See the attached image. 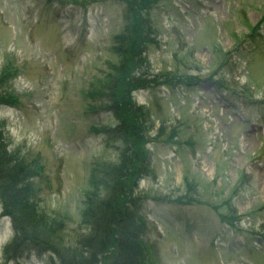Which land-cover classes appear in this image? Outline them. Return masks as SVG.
<instances>
[{
  "label": "rangeland",
  "instance_id": "1",
  "mask_svg": "<svg viewBox=\"0 0 264 264\" xmlns=\"http://www.w3.org/2000/svg\"><path fill=\"white\" fill-rule=\"evenodd\" d=\"M120 122L141 126L133 149L106 132ZM0 124L60 222L28 241L79 253L85 201L122 171L138 264H264V0H0ZM7 223L0 264H61L26 239L7 252Z\"/></svg>",
  "mask_w": 264,
  "mask_h": 264
},
{
  "label": "trees",
  "instance_id": "2",
  "mask_svg": "<svg viewBox=\"0 0 264 264\" xmlns=\"http://www.w3.org/2000/svg\"><path fill=\"white\" fill-rule=\"evenodd\" d=\"M123 61L119 70H121L123 82L118 88L119 95L126 96L129 88L130 71L129 64L132 60L131 56L127 53L121 55ZM143 60V58L141 59ZM132 74H130L131 76ZM130 128L124 123H118L114 128L107 129L108 134H117L121 140L122 145H128L130 149L135 147L137 144L136 137L141 132V126L137 124H131ZM135 132V134H134ZM3 139V132L0 128V195L3 200V206L7 214L11 215L14 219L15 229L18 234L19 240L26 239V245L32 243L39 245L34 240H29V237H37L34 234L33 229L36 230L38 227L50 225V233L55 232V224L60 223L59 221L53 220L52 216L47 215L40 211V207L36 206L34 202L36 195L34 193V178L37 176L38 170L36 165L26 158V156L18 155L20 152L16 150H9L7 144ZM10 153L6 156V151ZM16 159V160H9ZM21 158L20 160H18ZM24 162L26 166L24 167ZM103 171H106L104 169ZM95 173H98V177L90 176V186H94L96 182L102 183L101 171L96 167ZM26 174V175H25ZM132 174H126L122 171H117L116 180L112 185H105L102 191L107 193L105 199L97 198V193L94 196L93 201H85V207L87 209L82 212V222L88 229L86 240H79L80 251L76 254L71 251V248H67L65 251H60V247L63 246L56 244L58 250L50 248L57 255L61 264H138L135 258L138 254V246H141V240L136 233H130L126 231H119L124 226L123 224L130 219L129 202L126 201L124 190H122L123 184L132 182ZM136 181L132 184L134 186ZM4 185V186H3ZM97 186V185H96ZM38 204V203H37ZM28 214L41 217V220L28 218ZM126 217L124 221V217ZM40 221V222H39ZM24 230V234H23ZM45 232H48L44 228ZM111 232V234L109 233ZM107 235H109L107 237ZM113 238L111 245L108 244V238ZM111 246V247H109ZM46 248L42 245L40 248ZM142 247V246H141ZM138 254V255H137ZM143 260L142 256H139Z\"/></svg>",
  "mask_w": 264,
  "mask_h": 264
}]
</instances>
